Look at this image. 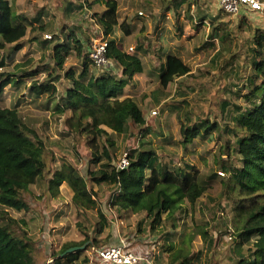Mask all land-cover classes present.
Returning a JSON list of instances; mask_svg holds the SVG:
<instances>
[{"label": "trees", "instance_id": "16d2710c", "mask_svg": "<svg viewBox=\"0 0 264 264\" xmlns=\"http://www.w3.org/2000/svg\"><path fill=\"white\" fill-rule=\"evenodd\" d=\"M183 5L186 6L190 20V10L194 7L197 25H209L208 39L211 42L203 44L202 48H214L212 43L215 41L221 44L215 59L232 45L233 37L237 39L234 32L246 29L250 34L251 46H244L247 50L249 76L243 77V66L237 62V53L224 59L223 67L220 68L226 80L231 76L237 81L244 80L236 95L246 107L228 99L221 102L219 110L228 115L229 120L223 128L208 118L192 123L190 112H186L189 118L184 122L180 120V144L185 149L193 150L196 141L212 139L214 133L231 137L232 144L225 142L221 148L230 158L229 161L225 162L220 157L216 161L223 177L210 174L209 180L200 181L199 172L195 168L188 165L171 167L162 163L152 143L142 141L140 147L125 154L128 167L117 169L113 136L130 138L135 134L144 140L152 131L146 126L142 106L135 99L125 96V89L133 85L134 77L144 72L140 55L142 47H136L132 54L126 53L111 38L115 28H119L125 37L131 36L134 28L125 21L120 22L116 1L106 0L102 12L94 14L92 19L98 27V35H102L107 42L106 57L113 63L115 71H119L118 74L112 71L100 72L94 68L88 58L87 48L73 30L64 34L62 42H58L59 37H54L56 42L53 44L50 36V40L44 39L41 43L45 47L52 44L54 71H63L66 59L72 53L81 59L78 73L72 69L63 72L69 86L55 102L53 112L57 115L68 113L69 117L65 120L68 131L74 135H86L92 164L86 178L73 166L63 165L61 170L52 173L47 188L54 194L63 183H67L73 192L72 205L86 210L95 208V200L92 198L95 194L90 192L89 186L110 187L112 194L108 203L118 215L144 213L150 231L159 227L166 231L163 236L165 249L162 251L166 254L165 259L160 255L154 264H203L202 253L191 251L190 234L183 232L178 246H175L171 237H176L174 231L178 223L177 215H186V206L194 207L213 184H218L220 193L231 204V212L236 221L235 237L230 239L238 257L234 264H264V26L251 22L246 15H240L237 25L228 29L225 22H219V19L230 15L220 10L215 15L211 14L206 9L208 0H166L164 9L177 10ZM69 7L67 12L73 6ZM42 21L39 14L30 18L16 13L12 3L0 0V52L7 48L12 55L21 51L27 35L46 32ZM33 24L37 26L33 28ZM4 66L5 62L1 58L0 69ZM189 72L182 59L175 52L168 51L159 67L157 78L160 86L165 89L175 79L189 75ZM37 73L33 71L15 76L0 72V98L7 86L13 84L18 87L21 84L18 79L24 76L29 78ZM49 81L51 83L52 80ZM49 81L35 83L29 88V95L34 100L48 95L49 101H55L56 89ZM158 103L156 99L155 104ZM45 155L43 141L21 119L15 107L0 108V207L16 212L29 210L24 194L43 179L47 169ZM237 163L239 166H236ZM3 216L7 223L0 225V264H37L31 242L25 232L19 229L17 220L7 218L6 214ZM98 218L93 230L95 235H100L104 226L109 224L101 211L98 212ZM140 231L145 232V229L139 226ZM200 233L205 242H212L207 232L201 230ZM92 240L97 241V236ZM88 242L86 238L78 244H64L58 253L53 254L52 264H77L90 246L84 249L79 247ZM248 244H251V248L244 251L243 247ZM82 264H89V259L82 258Z\"/></svg>", "mask_w": 264, "mask_h": 264}, {"label": "rangeland", "instance_id": "374dc122", "mask_svg": "<svg viewBox=\"0 0 264 264\" xmlns=\"http://www.w3.org/2000/svg\"><path fill=\"white\" fill-rule=\"evenodd\" d=\"M7 1L12 3L16 13L30 18L39 14L46 32L27 35L21 51L13 55L8 48L0 52V59L5 62L0 72L23 76L26 72L38 71L32 77L24 76L18 79L21 80L18 87L13 84L7 86L0 98V108L15 107L21 119L37 132L46 147L44 158L47 169L43 179L32 185L24 194V201L29 205V210L16 212L0 207V225L7 223L3 214H6L7 218L17 220L19 229L25 232L26 238L31 242L37 264H52L53 254L58 253L64 244H78L86 238L89 242L79 249H84L87 245L90 247L77 264H82L84 257L89 259V264H93L96 251L121 244L137 255L150 259L153 264L160 255L165 259L166 254L162 252L165 249L164 228L159 227L153 232L150 231L144 213L118 215L108 203L112 194L110 187L89 186L90 192L95 194L92 197L95 200V208L86 210H80L72 205L73 192L67 183H63L54 194L47 188L52 173L61 170L63 165L73 166L86 178L92 164L86 135L83 133L74 135L68 131L65 126L68 113L57 115L53 112L55 102L69 86L63 72L72 69L78 73L81 69V59L72 53L66 59L63 71H54L52 44L45 47L41 43L46 39L45 36H51L50 41L53 44L56 42L54 37H59L58 42H62L64 34L73 30L75 36L88 50L92 41L100 37L98 27L92 18L94 14L102 12L106 0ZM114 1L117 3L120 22L125 21L133 26L134 32L131 36L125 37L119 28H115L111 38L126 53L132 54L136 47L141 46L140 55L144 63V72L134 77L133 85L125 89V96L135 99L142 106L146 126L153 132H149L144 140L135 134L130 138L113 136L115 162L129 150L140 147L141 141L151 142L162 163L171 167L192 166L199 172L200 181L206 182L211 175H218L220 170L216 161L219 157L225 162L229 161L230 158L221 148L225 142L231 145L233 141L226 134L221 133L218 136L214 133L212 139L196 141L193 150L185 149L180 144V120L184 122L189 118L186 112H190L192 123L208 118L223 128L227 126L225 124L229 120L228 115L222 114L219 110L221 102L228 99L243 108L246 107L242 99L236 95L244 80L237 81L232 76L226 80L220 68L223 67L224 59L232 53H237V62L243 66V77L249 76L247 50L244 46H251L250 34L246 29L234 32L233 35L237 39L233 37L232 45L215 59V53L221 48V44L215 41L212 43L214 48H202L203 44L211 42L208 39L209 25L207 23L197 25L194 7L190 10L192 15L190 20L185 5L177 10L172 8L165 10L166 0ZM214 3L215 0H208L206 7L213 15L219 11ZM69 5L73 7L67 12ZM140 12L143 16L138 15ZM239 18L240 15H230L220 18L219 22H225L226 27L231 29L237 25ZM251 22L260 24L259 20ZM35 26L37 25H32L33 28ZM168 51L175 52L188 66L190 72L186 77L175 79L163 89L157 75ZM232 66L235 67V64ZM115 73L118 74L119 71L116 70ZM47 81L55 86L57 99L51 102L48 95H43L34 100L29 95V88L35 83L43 84ZM156 99L159 101L158 104H155ZM153 110L158 112L155 117L150 115ZM163 138L169 141L166 142ZM237 165L239 166L238 163ZM214 182L218 183L217 180ZM185 208H188L186 215H177L178 223L174 231L176 237H171L175 246L179 245L185 232L192 237L191 251L202 253L203 264L236 263L238 257L234 253V243L230 240L235 237L236 221L231 212L230 202L220 193V186L213 184L210 191L200 198L194 207ZM99 211L109 224L104 226L100 235H95L93 230L99 221ZM162 217L165 218V215ZM139 226L145 229V232H138ZM201 230L208 233V238L212 240L210 244L203 240ZM94 236H97L95 242L92 240ZM247 248H251V244L245 245L243 250L246 251Z\"/></svg>", "mask_w": 264, "mask_h": 264}, {"label": "built area", "instance_id": "2783aa9c", "mask_svg": "<svg viewBox=\"0 0 264 264\" xmlns=\"http://www.w3.org/2000/svg\"><path fill=\"white\" fill-rule=\"evenodd\" d=\"M218 10L231 16L246 15L251 20H259L264 26V1L261 0H216ZM139 16H143L140 12ZM100 34V33H99ZM50 40V36H45ZM107 42L100 35L99 39L93 40L87 50V55L94 68L100 72H115L113 63L106 57ZM157 111L153 110L150 115L157 116ZM118 170L128 167V160L124 155L116 165ZM223 177V173L218 172ZM93 264H153V262L129 250L124 244L103 248L96 251Z\"/></svg>", "mask_w": 264, "mask_h": 264}, {"label": "crops", "instance_id": "0c3cea01", "mask_svg": "<svg viewBox=\"0 0 264 264\" xmlns=\"http://www.w3.org/2000/svg\"><path fill=\"white\" fill-rule=\"evenodd\" d=\"M213 3V2H212ZM215 5L214 6H216V9H218V7H217V3H216V0H215V3H214ZM99 34V33H98ZM132 52H133V50H132ZM115 73V72H114ZM116 74V73H115ZM145 118H146V116H145Z\"/></svg>", "mask_w": 264, "mask_h": 264}, {"label": "water", "instance_id": "95a60500", "mask_svg": "<svg viewBox=\"0 0 264 264\" xmlns=\"http://www.w3.org/2000/svg\"><path fill=\"white\" fill-rule=\"evenodd\" d=\"M77 248H75V249H71V250H69L68 252H72V251H74V250H76Z\"/></svg>", "mask_w": 264, "mask_h": 264}]
</instances>
